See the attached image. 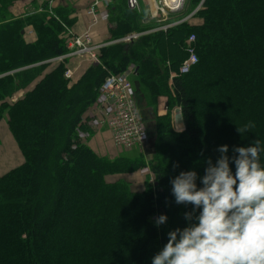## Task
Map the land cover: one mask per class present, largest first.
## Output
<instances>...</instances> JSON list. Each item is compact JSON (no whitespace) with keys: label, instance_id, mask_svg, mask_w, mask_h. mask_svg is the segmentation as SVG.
Returning <instances> with one entry per match:
<instances>
[{"label":"trees","instance_id":"trees-1","mask_svg":"<svg viewBox=\"0 0 264 264\" xmlns=\"http://www.w3.org/2000/svg\"><path fill=\"white\" fill-rule=\"evenodd\" d=\"M3 3L0 120L7 117L25 160L0 176V264H151L167 233L187 226L184 213L192 211L175 203L170 179L188 170L202 177L221 145L229 146L231 158L234 147L264 143V0H189L171 13L177 24L146 33L151 28L143 25V12L112 0L111 43L98 48L99 62L78 78L66 77L68 58L50 67L51 59L69 52L73 10L46 0L40 12L6 18ZM199 5L194 17L200 22L181 21ZM133 33L139 36L123 40ZM191 35L198 60L181 73ZM131 67L153 105L168 100L167 113L155 118L149 161L99 155L79 137L107 76ZM174 108L182 113L181 131ZM249 123V132H237ZM146 167L155 180L141 192L124 180H106ZM161 214L168 220L157 227Z\"/></svg>","mask_w":264,"mask_h":264},{"label":"clouds","instance_id":"clouds-1","mask_svg":"<svg viewBox=\"0 0 264 264\" xmlns=\"http://www.w3.org/2000/svg\"><path fill=\"white\" fill-rule=\"evenodd\" d=\"M252 127L237 126V132L243 135ZM217 151L220 156L215 163L207 159L202 177L188 170L170 179L175 203L191 205L192 211L184 213L187 226L167 233L151 264H264V143L255 139L234 147L231 158L228 145ZM167 220L161 214L155 225Z\"/></svg>","mask_w":264,"mask_h":264},{"label":"built area","instance_id":"built-area-1","mask_svg":"<svg viewBox=\"0 0 264 264\" xmlns=\"http://www.w3.org/2000/svg\"><path fill=\"white\" fill-rule=\"evenodd\" d=\"M111 1L94 0L92 2L88 9V14L92 18V24L99 20L101 15L99 8L102 2L109 4ZM127 3L131 8H137L138 6V0H127ZM50 7H52V1H50ZM70 32L72 38L68 43L69 52L56 59L63 60L71 56L87 55L98 63L97 50L99 47L94 44L91 32L89 30L82 34ZM138 36V33H133L124 37L123 40L130 41ZM194 40V35H191L187 40L189 56L181 65V73L188 72L198 60L193 47ZM132 72V70H128L120 74H109L100 88L98 102L94 107L97 111L96 118L100 127H107L112 133L115 144L125 148H132L134 146L143 147L148 140L147 131L133 94V85L129 79ZM65 75L71 78L73 71L69 68Z\"/></svg>","mask_w":264,"mask_h":264},{"label":"rangeland","instance_id":"rangeland-1","mask_svg":"<svg viewBox=\"0 0 264 264\" xmlns=\"http://www.w3.org/2000/svg\"><path fill=\"white\" fill-rule=\"evenodd\" d=\"M188 1L189 0H183V3H182L181 8L179 10L180 12L188 7ZM16 2H18V1H16V0H4V3H3L4 9L2 11H3V13H5L6 18H12L13 15L10 14L9 8L11 6H14V4ZM37 2H39V3H37ZM37 2L36 1H34V2L29 1L28 2V4H32L31 6H28V9H26L27 11L29 9H31V12H29L30 14L42 11L41 7L44 5L46 0H41V1H37ZM39 8H40V10L38 11L37 9H39ZM137 9L139 11L143 12L146 15V17H148V19L146 21H144L143 25L150 27L151 29L144 31V33L150 32V31H155V30H160V29L166 30V28H169V27L177 24L171 18V13L177 12V11H173L172 7L168 6L165 3V0H153V1H151V0H138ZM195 10L189 11V13H187V15H185V17H188L187 21H189V23H198V21L200 20V19L194 17V14L196 13V12H194ZM193 12H194V14H192ZM27 31L32 33L33 36L35 37V33H34L32 27H28ZM30 33L27 34V38L32 37V35ZM79 56H81V55L71 56L72 58H74V57H77V58L73 59V61L70 64H68L70 69L73 68V69H71L73 71V76H72L73 78H74L75 72L78 70V68H82L81 66L86 61L85 58H81ZM83 56H87V55H83ZM71 57H67V58H71ZM50 61H51L50 67H55L56 64L61 60L54 58V59H51ZM76 66H78V67H76ZM132 69H133V67H131V69L129 71H131ZM129 79L132 82L133 94L135 96L136 103H137V106L139 109V113H140L141 119L143 121V116L141 115V109H144L145 111H147L146 109H149V111L151 113L158 112V110L160 108L159 101L153 105L152 101H151V97H150L147 89L143 88V86L139 83L136 76H133L131 73L129 76ZM143 93L146 96V98H147V96L149 97L148 101L143 96ZM20 96H21V92L17 93L12 99L8 100V102L12 103L16 99H18ZM161 98H164L166 100V104H165L166 112L164 113V114H166L168 111V100L165 97H161ZM92 108H94V107H92ZM95 109L96 108H94V112L96 111ZM151 109L153 112L151 111ZM176 110H177V108H174L172 110L173 123H174L175 129L181 131L183 129V124H182L181 120L177 119V116H176L177 111ZM96 112H95V114H96ZM94 122H96V126H98V128H101L97 122L96 117L94 119ZM143 123H144V121H143ZM105 128H107V127H105ZM145 128L147 131L148 140L143 147L134 146L132 148H125V147L117 146L115 144V142L113 141L112 136H111L110 141L115 146L116 150L118 149L117 150L118 152L125 151L124 152V154H125L126 151L127 152L128 151L129 152L134 151L133 153H136L135 155H137V156L141 155L145 160L149 161V160H151V158L154 157V154H155V151H154V142L155 141L153 142V139H151V134L149 133V129L147 128V126H145ZM139 152H140V154H139ZM133 153H128L127 155L131 157V156H133L132 155ZM120 156H124V155H120ZM24 160L25 159H24L23 153H22L21 149L19 148L17 142L15 141V139H14V137H13V135L9 129L7 117L5 116L0 120V176L7 173L8 171L18 167L19 165H21L24 162ZM146 168L148 171L149 170L148 167H146ZM147 174H148V176H147L146 182L149 181V183H153L155 180L154 175L151 173V171L147 172ZM135 175L136 176H134V175H124V176L109 175L106 177V180L110 183L116 182L118 180H124V181L130 183V185L132 186V188L134 190V189H138L141 187V183L139 182L140 178L138 176L139 173L135 172ZM142 175L144 176L143 172H142ZM146 182H145V186L147 185ZM145 186H144V188H145Z\"/></svg>","mask_w":264,"mask_h":264},{"label":"crops","instance_id":"crops-1","mask_svg":"<svg viewBox=\"0 0 264 264\" xmlns=\"http://www.w3.org/2000/svg\"><path fill=\"white\" fill-rule=\"evenodd\" d=\"M18 2H16L14 4V6H11L9 8L10 14L13 15L12 17H23L24 15L29 14V12H31V9H29L28 11L26 9H28V6H31L32 4H28L29 1H41V0H16ZM52 1V6L53 7H58V6H64V7H68L71 8L73 10L71 17L75 18V23L72 26V32L74 34H82L86 31H90L92 34V38H93V42L95 45H97L99 47V49L105 45H108L111 43V41H109L110 38V33H109V18H108V4H106L105 2H102V4L100 5V11H101V15L99 17V20L92 24V18L91 16L88 14V9L90 7V5L92 4V2L94 0H50ZM39 3V2H37ZM42 8V7H41ZM26 10V11H25ZM38 11L40 10L37 9ZM28 12V13H27ZM30 33L29 31H27V34ZM32 35L31 38H29L30 40H34V36L32 33H30ZM81 58H85L86 61L84 62V64L81 66L82 68H78V70L75 72V76L74 78H78L80 75H82V73L85 71V69L91 64V63H96L95 61H93L89 56H79ZM77 57L74 58H68V64H70L73 59H75ZM67 64V67H69V65ZM78 67V66H76ZM73 69V68H71ZM132 75L134 76V73L132 72ZM136 80V79H135ZM23 91L21 92V96L23 95ZM20 96V97H21ZM145 99L148 101L149 97L144 95ZM166 100L164 98H161L159 100V105L160 108L158 110V112H153L152 109L151 111L153 113H151L149 111V109H146L147 111H145L144 109H141V115L143 116V121L145 126H147V128L149 129V133L151 134V139H153V142L155 141L156 138V125H155V118L156 115H163L166 112ZM96 112V111H95ZM94 112V108H90L84 115V121H83V126L82 129L79 130V137L81 138V140L83 142H85L86 144H88L93 150H95L99 155H103V156H109L110 158H115L118 157L120 155H124V156H128V153H133V152H127L124 154L125 151H120L118 152L115 148V146L111 143V131L105 127H101L98 128V126H96V122H94L95 117H97V114H95ZM150 112V113H149ZM97 113V112H96ZM153 119V120H152ZM147 129V130H148ZM136 153H133V156H128L130 158H137L139 156L135 155ZM140 154V152H139ZM149 169V167H148ZM137 173H139V182L141 183V187L138 189H134L135 191H143L144 190V186H145V182L147 179V172H150V169L147 171V168H144L142 170L136 171ZM142 172L144 173V176L142 175ZM121 176L124 175H135V172L133 173H128V174H119ZM116 175V176H119Z\"/></svg>","mask_w":264,"mask_h":264},{"label":"water","instance_id":"water-1","mask_svg":"<svg viewBox=\"0 0 264 264\" xmlns=\"http://www.w3.org/2000/svg\"><path fill=\"white\" fill-rule=\"evenodd\" d=\"M182 3H183V0H182L177 6L173 7L172 10H173V11H177V12H179ZM202 3H203V1H202ZM202 3H201V4H202ZM201 4H200V5H201ZM200 5L198 6V8H197L194 12H196V11L199 9ZM194 12H193L192 14H194ZM192 14H191V15H192ZM187 18H188V17H185V18L182 19L181 21L187 20ZM181 21H179V22H181ZM23 32H24V31H23ZM176 111H177V115H176V116H177V119L182 121L183 128H184L183 117H182V113H181L180 108H177Z\"/></svg>","mask_w":264,"mask_h":264},{"label":"bare ground","instance_id":"bare-ground-1","mask_svg":"<svg viewBox=\"0 0 264 264\" xmlns=\"http://www.w3.org/2000/svg\"><path fill=\"white\" fill-rule=\"evenodd\" d=\"M153 1V0H151ZM182 0H165V3L170 6V7H175L177 6Z\"/></svg>","mask_w":264,"mask_h":264}]
</instances>
